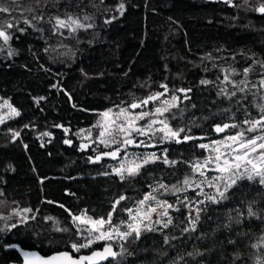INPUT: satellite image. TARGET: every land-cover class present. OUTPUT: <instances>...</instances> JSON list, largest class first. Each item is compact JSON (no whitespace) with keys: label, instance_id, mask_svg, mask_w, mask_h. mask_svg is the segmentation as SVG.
I'll use <instances>...</instances> for the list:
<instances>
[{"label":"trees","instance_id":"1","mask_svg":"<svg viewBox=\"0 0 264 264\" xmlns=\"http://www.w3.org/2000/svg\"><path fill=\"white\" fill-rule=\"evenodd\" d=\"M19 2L33 11H25L23 17L19 11L11 16L0 14L18 28L27 29L23 35L17 28L10 29L13 39L8 45L0 41V105L8 100L20 112L19 116H12L7 107H0V116L4 117V123L0 124V202H3L0 215L11 216L7 221L0 220V228L12 223L19 225L11 231L0 232V264L18 261L16 252L6 249L10 243L23 249H35L42 255L60 250L75 255L99 248L102 243L73 251V242L84 241L76 233L65 208L74 215L106 217L112 202L120 195L128 199L119 208H131L149 185L162 182L182 186L180 182L185 175H192L188 163L209 155L210 149H201L199 144L215 146L214 141L240 130L230 128L216 133L215 125L239 124L248 118V112L253 117L259 115L256 105L264 103L261 99L264 89L258 87L264 74L260 66V62H264V15L254 9L264 0H248L247 3L232 0L233 6L224 0ZM121 3L125 6L122 15L117 11ZM4 6L17 7L8 2ZM69 13L80 18L90 16L84 23L93 27L79 30L66 39L53 35L52 25L46 22L48 17ZM41 14L44 21L32 22L43 29L42 32L22 22L24 17L31 19ZM106 20L111 23H105ZM9 48L16 55L9 57ZM249 66L252 71L247 78V91L237 92L231 100L223 95L218 97L221 88L229 93L236 91L231 84L221 83L226 74L223 70L230 73L235 69L239 74L230 75V79L239 82L244 78L243 69ZM201 80L211 83L204 85ZM161 84L168 89L162 100L172 95L180 98L178 108L166 114L170 125L177 129L185 127L181 136L208 137L181 144L158 142L159 134L152 141L137 137L156 146L128 147L129 154L155 152L163 159L167 149L168 158L180 162L175 167L159 162L150 164L142 169L140 176L123 183L114 175H103L119 167V159L103 157L97 163L89 161V157L115 147L106 148L94 142L99 132L95 127L101 120L99 114L109 109L116 112L135 99L164 92ZM178 89H191L187 92L189 98L185 99ZM65 93L71 95V100ZM41 96L46 99L37 105L34 98ZM237 100L241 102L237 104ZM153 106L150 104L149 108ZM172 114L175 119L171 118ZM12 131L20 132L15 141ZM45 132L49 135H42ZM64 140L72 143L65 144ZM81 144L88 147L81 150ZM120 157H124L123 152ZM193 178L196 182L202 179L198 175ZM205 191L210 189L205 187ZM157 195L180 210H170L173 224L153 236L151 244L144 241L131 252L130 264H175L180 257L184 258L180 264H233L237 254L241 259L235 264H257V261L264 264V246H260L264 243L261 241L264 188L258 183L241 180L231 190L228 200L203 205L206 211L201 212L197 230L188 233L180 230L187 225V213L180 201L185 197L197 199L196 192ZM249 203L256 217L247 216ZM25 208L32 210L29 217L36 218L20 224V217L11 214ZM120 219H127L123 212L114 215L115 223ZM57 228L68 231H57ZM165 235L171 241L168 245L164 244ZM254 244L258 246L253 248ZM189 252L202 255H195L193 259L187 256Z\"/></svg>","mask_w":264,"mask_h":264},{"label":"snow or ice","instance_id":"2","mask_svg":"<svg viewBox=\"0 0 264 264\" xmlns=\"http://www.w3.org/2000/svg\"><path fill=\"white\" fill-rule=\"evenodd\" d=\"M14 3L16 8L4 6L5 3ZM103 2V0H101ZM225 3L232 5V0H224ZM248 0H245L247 3ZM39 4V0H36ZM124 4H119L117 11L123 14ZM256 12L264 15V3H260L259 7L254 9ZM19 11L20 16L23 17L24 12H32L31 7L24 8L20 4L19 0H0V14L11 16L13 12ZM91 17L84 15L82 18L74 16L72 14L52 15L48 17L47 23L52 25L53 35H59L63 38H69L74 36L79 30H87L93 27L92 24H86L84 21L90 20ZM33 20L38 22L44 21V15L33 16L31 19L28 17L23 18V24L28 28H32L34 31L42 32L43 29L37 28L33 24ZM105 23H111V20H106ZM17 28L23 35L26 32V28H18V25L11 20H4L0 17V41L3 44L8 45L13 39L10 29ZM67 33V36H65ZM48 49L45 48V52ZM9 57L16 55V52L9 48ZM260 66L264 68V62H260ZM226 73L221 83L231 84L236 91L228 92L226 88H221L217 93L218 97L223 95L224 98L231 100L232 97L237 95V92L245 93L247 91V78L252 71V66L245 67L243 69V79L239 82L230 79V75L239 74L235 69H232L229 73L227 69L223 70ZM211 83L208 80H201V84L207 85ZM56 87V85H53ZM161 88L165 89L164 92H154L146 97L138 98L127 104L126 107H119V110L113 112L112 109L100 113L101 120L97 122L95 127L99 129L98 136L94 140L99 144L104 145L106 148L113 147L112 151L97 154L94 158L89 157V161L92 163L99 162L103 157H110L111 159H119V167H115L111 172L102 173L103 175H114L120 182H125L129 179H135L141 175L142 169L146 168L150 164L163 163L168 167H175L180 161L170 160L167 156V149L164 150L163 159L157 156L155 152L136 154L127 152L128 147H155V143H146L144 140H137V137H147L148 140H156L157 134H159L158 142H171L181 144L199 137L193 135H183L185 133V127L174 128L169 123V117L166 114L172 112V109L178 108V100L180 99L176 95H172L169 99H161L168 92L167 85L161 84ZM256 88L257 85H253ZM259 89H264V74L258 81ZM180 93L184 95L185 99H188L187 92L191 89H178ZM68 95L71 100V95ZM46 99L45 97H36L34 101L39 105V102ZM264 99V96L261 97ZM158 102V103H157ZM241 101L237 100L239 104ZM154 105L149 108V105ZM0 107H7L9 113L12 116H19L20 112L13 107L8 100H4L3 105ZM75 107V105H73ZM194 107V105H193ZM258 109V116L253 117L250 112L247 113L248 118L242 122L230 123V124H217L214 126L216 133H222L226 129H236L235 134L228 135L221 141H214L213 145L201 143L198 146L201 149L209 150V155L202 160H196L195 162H186L191 168L192 175H185L184 179L180 182L182 186L173 184L171 186L157 182L149 185L150 191L143 195L142 199H139L135 208H119L121 203L128 199L125 195H120L116 198L112 204L111 209L107 213V216H100L93 218L86 213L81 215H74L69 209L64 210L68 212L71 217L76 233L83 239V243L73 242L71 248L74 252H79L81 249L91 248L94 244L102 243L103 247L99 250H94L90 255L80 256L78 258L73 257L67 252L58 253L48 258L37 256L36 253H30L21 250L16 245H8L9 248H16L21 252L24 257L25 264H29L30 258H34L39 264H102L104 261L112 262L115 264H123V260L128 253L126 245L130 243H136L139 241L144 232L161 231L168 228L173 224V218L169 215V210L179 211L180 209L166 200H160L158 195L164 194H177L187 190L196 192V195L200 197L198 200H191L185 197L181 203L188 209V215L185 217L187 225L181 227L182 233L195 232L197 225L200 221L201 212L206 211V207L201 205L219 204L230 198V193L241 180H247L252 183H258L264 188V103L256 105ZM140 109V111H136ZM227 111V110H226ZM247 112V109H246ZM172 119H175V114L171 115ZM145 121V123H141ZM4 123V117L0 116V124ZM243 125V127H241ZM158 126V127H157ZM28 127V125H25ZM57 127H61L57 125ZM67 133L68 129H64ZM191 131V129H188ZM252 134V135H249ZM13 141L20 136L19 131H12L11 133ZM42 135L48 136L49 133L45 132ZM65 144H71L70 140H64ZM43 146V145H42ZM25 147H27L25 145ZM88 145L81 144V150L86 149ZM121 152L124 153V157L121 158ZM208 172L215 173V175L209 176ZM202 177L199 182L193 178L195 176ZM43 183V180H41ZM205 187L210 191H205ZM2 195V193H0ZM47 203H54L53 201H46ZM3 203V202H0ZM252 203H255L253 201ZM252 203H249L247 207V216L256 217L257 213L253 210ZM64 207V205H59ZM159 209V211H158ZM32 210L25 208L22 211H13L11 215L20 217V224H26L29 219H35L33 215L28 216ZM118 212H123L127 219H120L118 223L114 222V215ZM195 213V215H193ZM153 214L157 216L155 220L152 219ZM243 216V213H240ZM11 216L0 215V220H9ZM51 220L52 217H48ZM232 218L230 217V220ZM236 220V223H239ZM17 223H12L6 228H0V232L11 231L17 228ZM225 227H228L226 225ZM57 231H68V229L57 228ZM86 233V235H85ZM177 239V237H172ZM261 241L264 242V237H261ZM170 239L167 235L164 236V244H170ZM230 243H234L230 241ZM258 245H252L256 248ZM260 246H264L262 243ZM115 247H119V251L114 250ZM195 255H202V253H195ZM195 255L191 252L187 253V256L195 258ZM180 257L175 261V264H180ZM239 254L234 257L233 264L236 260H240ZM260 264V261H257Z\"/></svg>","mask_w":264,"mask_h":264},{"label":"rangeland","instance_id":"3","mask_svg":"<svg viewBox=\"0 0 264 264\" xmlns=\"http://www.w3.org/2000/svg\"><path fill=\"white\" fill-rule=\"evenodd\" d=\"M149 191H150V188L148 187L147 192H149ZM142 198H143V196H142ZM198 199H200V197H198L195 200H198ZM181 200H183V199H181ZM195 200H193V201H195ZM136 203H137V201L132 205L131 208H135ZM202 206L203 205H201V207ZM185 210H186V213L188 215V209L186 207H185ZM158 211H159V209H158ZM169 215L171 216L170 210H169ZM193 215H195V213H193ZM156 218H157V216L155 214H153L152 219L155 220ZM159 232L160 231L144 232L143 235H142V237H141V239L139 241H137L136 243H130V244L126 245L128 253H131L133 250L138 249L140 246H142V244L144 243V241H146L148 245L151 244L152 243V237L153 236H156ZM116 250L119 251L120 250L119 247H116ZM131 260H132V255L131 254L130 255H126V257L123 260V264H130L131 263ZM107 264H115V262L112 261V262H108Z\"/></svg>","mask_w":264,"mask_h":264},{"label":"water","instance_id":"4","mask_svg":"<svg viewBox=\"0 0 264 264\" xmlns=\"http://www.w3.org/2000/svg\"><path fill=\"white\" fill-rule=\"evenodd\" d=\"M203 137H208V136H203V135H201V136H199V139H200V138H203ZM8 245H16V246H18V245L15 244V243H10V244H8ZM8 245H7V246H8ZM7 246H6V249H7V250H13V251H15L16 254H17V257H18V261H17V262H9L8 264H25V260H24V257L21 255V252H20V251H17L16 248H9V247H7ZM18 247H19V246H18ZM102 247H103V245H101L99 248L93 249V250H91V251H89V252H86V253H79V254H75V255H73L71 252H69V251H67V250L55 251V252H52V253L47 254V255H42V254H40V253H39L37 250H35V249H23V248H20V247H19V248H20L21 250H23V251H27V252H30V253H36L37 256H40V257H43V258H48V257H51V256H53V255H55V254L63 253V252H67V253H69L70 255H72L73 257L78 258V257H80V256L90 255L92 251L102 249ZM114 250H115V249H114ZM107 262H108V261H104V262H102V264H105V263H107ZM29 264H39V262L36 261L34 258H30V260H29Z\"/></svg>","mask_w":264,"mask_h":264}]
</instances>
